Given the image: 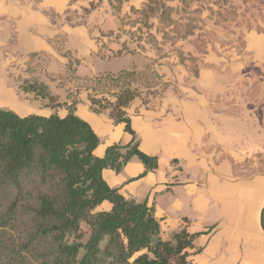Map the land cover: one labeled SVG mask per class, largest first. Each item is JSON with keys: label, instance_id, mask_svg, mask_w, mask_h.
Here are the masks:
<instances>
[{"label": "crops", "instance_id": "obj_1", "mask_svg": "<svg viewBox=\"0 0 264 264\" xmlns=\"http://www.w3.org/2000/svg\"><path fill=\"white\" fill-rule=\"evenodd\" d=\"M91 1L0 0V108L64 116L75 101L76 113L100 136L95 152L103 156L108 146L129 144L134 135L109 110L92 109L84 80L144 71L148 61L103 34L102 12ZM249 42L264 57V33ZM154 69L166 83L164 92L141 93L126 110L140 149L157 156L158 167L147 170L133 156L120 172L105 168L104 178L126 197L154 205L164 238L184 228L194 234L188 248L193 264H264V172L251 168L254 153L248 148L256 139L247 137L246 123L232 118L230 104L226 111L218 106L214 68L196 73L175 61ZM24 80L46 83L54 105L21 90ZM111 206L106 200L98 209Z\"/></svg>", "mask_w": 264, "mask_h": 264}, {"label": "trees", "instance_id": "obj_2", "mask_svg": "<svg viewBox=\"0 0 264 264\" xmlns=\"http://www.w3.org/2000/svg\"><path fill=\"white\" fill-rule=\"evenodd\" d=\"M156 79L155 69L136 68L85 78L92 109L109 110L134 135L103 156L95 152L100 136L75 101L64 116L0 108V264H193L194 234L184 228L164 238L154 205L126 197L103 176L133 156L147 170L158 167V157L140 149L126 110L141 94L138 84L154 90ZM19 88L54 105L44 82L24 80ZM106 200L111 208L98 209ZM261 221L264 228V206Z\"/></svg>", "mask_w": 264, "mask_h": 264}, {"label": "rangeland", "instance_id": "obj_3", "mask_svg": "<svg viewBox=\"0 0 264 264\" xmlns=\"http://www.w3.org/2000/svg\"><path fill=\"white\" fill-rule=\"evenodd\" d=\"M91 5L102 12L103 34L124 49L140 51L147 72L175 61L196 73L214 68L218 106L226 111L230 104L232 118L247 124V137L257 142L248 146L254 153L251 168L264 172V57L249 42L264 33V0H92ZM154 84V90L138 85L143 95H161L166 83L156 79Z\"/></svg>", "mask_w": 264, "mask_h": 264}]
</instances>
